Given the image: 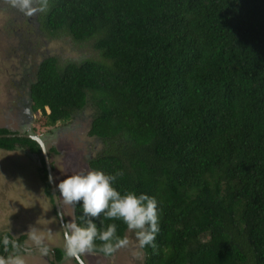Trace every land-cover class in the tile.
I'll return each instance as SVG.
<instances>
[{
    "label": "trees",
    "instance_id": "trees-1",
    "mask_svg": "<svg viewBox=\"0 0 264 264\" xmlns=\"http://www.w3.org/2000/svg\"><path fill=\"white\" fill-rule=\"evenodd\" d=\"M32 20L38 40L89 49L43 56L31 109L43 128L90 110L101 148L89 169L121 171L118 191L157 199L160 232L143 264H264V0H49ZM20 149L55 208L39 144L0 137V150ZM74 215L84 223L79 204ZM101 219L127 237L121 220Z\"/></svg>",
    "mask_w": 264,
    "mask_h": 264
},
{
    "label": "rangeland",
    "instance_id": "rangeland-1",
    "mask_svg": "<svg viewBox=\"0 0 264 264\" xmlns=\"http://www.w3.org/2000/svg\"><path fill=\"white\" fill-rule=\"evenodd\" d=\"M31 18L34 15L27 17L18 10L12 12L9 8L0 9V127H7L1 122L8 115L5 110L15 104V99L23 102L24 107L30 106L27 100L29 86L35 79L37 66L44 55L77 60L91 55L88 47L76 51L73 44H67L65 40L50 42L43 37L38 40L34 20L28 22ZM41 118L40 113L35 114L26 128L29 129L31 125V133L41 139L44 136L47 149L50 147L55 150L49 155L54 167V186L67 175L89 170L88 158L101 148L95 138L87 134L91 111L79 113L74 119L49 128L42 127ZM19 127L20 125H9L8 128L17 131ZM56 190L58 191L57 187ZM59 202L64 219L76 220L74 207L65 204L60 195ZM58 222L57 211L45 193L38 164L23 152L6 153L0 150V235L10 230L12 238L16 239L27 235L30 225H36L41 230L45 246L64 249L63 227ZM126 238L128 245L118 249L110 257L96 253L81 255L86 264H143L145 253L134 232L129 231ZM24 245L35 246L28 239ZM33 250L31 248V252ZM23 255L26 264H52L51 253L43 255L38 251ZM70 258L63 264H78L74 258Z\"/></svg>",
    "mask_w": 264,
    "mask_h": 264
},
{
    "label": "clouds",
    "instance_id": "clouds-1",
    "mask_svg": "<svg viewBox=\"0 0 264 264\" xmlns=\"http://www.w3.org/2000/svg\"><path fill=\"white\" fill-rule=\"evenodd\" d=\"M9 3L27 17L45 13L49 9V0H9ZM45 167L47 169L46 163ZM50 167L52 176L48 173L49 184L53 181L54 171L51 164ZM120 175H122L121 171L107 174L102 170L89 169L67 175L56 185L58 201L60 195L65 204L73 207L79 204L83 209V216L78 219L83 220L84 223L64 219L63 247L66 256L78 258L81 254L94 251L110 256L128 245L126 237L117 235L115 223H109L105 227L101 219L98 227L96 223L98 217L121 220L128 230L134 232L140 247H155V239L160 232L157 199L146 193L137 194L134 191L121 193L114 187ZM62 215L64 218L63 213ZM57 218L60 221L58 212ZM40 232L36 225H30L26 231L27 239L38 247L41 254L46 255L49 249L43 244ZM12 236L10 230L0 235V252L4 253L0 255V264H26L22 254L25 251L23 245ZM96 241L101 243L97 244ZM9 249L12 251L11 255H8ZM80 264L83 262L81 261Z\"/></svg>",
    "mask_w": 264,
    "mask_h": 264
},
{
    "label": "flooded vegetation",
    "instance_id": "flooded-vegetation-1",
    "mask_svg": "<svg viewBox=\"0 0 264 264\" xmlns=\"http://www.w3.org/2000/svg\"><path fill=\"white\" fill-rule=\"evenodd\" d=\"M34 80L35 79H33V81L31 82V83H33L34 82ZM31 83H30V85H31ZM29 88H30V86H29ZM24 101H25V97H24V99H23ZM28 101H29V104H30V106L29 107H24V105H23V102H20L19 100H14V102H15V104L13 105V106H15V107H9L8 108V110H5V112H6V114H8L7 115V117H5V119H4V121L3 122H1L4 126H6L7 125V127H0V129H6V130H8L11 134H15V135H18V137L21 135V137H19V138H25V139H29L27 136H32L34 133H31L32 132V128H31V125H30V128L29 129H27L28 128V125H29V123H31L32 121H33V118H34V115H35V113H33L32 112V109H31V99H30V95H29V93H28V99H27ZM16 111H19V113H16ZM9 114H10V116H9ZM16 123V124H15ZM6 124V125H5ZM9 125H11V126H13V127H15V126H17V125H20V127H19V129L17 130V131H14L13 129L11 130V129H9L8 127H9ZM27 127V128H26ZM35 132V131H34ZM8 135V134H7ZM1 136V135H0ZM32 140V139H31ZM42 142L44 143V146H45V148H46V151H47V153H48V151L51 149L50 147L47 149V141H46V139H45V137L43 136L42 137ZM40 146V145H39ZM40 148H41V146H40ZM2 151V150H1ZM18 150H16V151H14V152H6V153H16ZM41 151H42V149H41ZM3 152H5V151H3ZM19 152H23V153H25V155H28L29 157H30V159L31 160H33L34 161V163H37V164H39V162H37V160L35 159V157L33 156V154H31L30 153V151L29 150H25V149H20L19 150ZM49 153H48V157H49ZM42 156H43V154H42ZM44 162H45V159H44ZM49 162H50V164L52 165V163H51V161H50V159H49ZM39 170V169H38ZM40 174H43V173H40ZM40 177H41V175H40ZM53 182H54V179H53ZM65 220H66V218H65ZM58 223H60V225L63 227V225L61 224V222L59 221ZM63 229V228H62ZM27 240V239H26ZM25 240V241H26ZM25 241H24V244H25ZM23 244V247H24V252L22 253V254H30V253H32V254H35L36 252H38L39 250H38V248H36L37 246L35 245V246H32V247H27L26 245H24ZM48 247V249L50 248L49 246H47ZM31 248H34V250H33V252H31ZM48 253H51V255H52V257H51V261H52V264H63L64 262H66L67 260V258H70V257H68V256H66L65 255V253H64V249L63 248H50L49 249V251H48ZM56 253H61V257L59 258V261L56 259L57 258V255H56ZM93 253V252H92ZM63 255V256H62ZM93 255H95V254H93ZM80 257L82 258V260H83V262L85 263V261H84V259H83V257H82V255H80ZM72 258H74V261L76 262V263H78V264H80L78 261H77V259H76V257H72ZM72 258H70V259H72ZM48 259H50V258H48ZM75 264V263H74ZM86 264V263H85Z\"/></svg>",
    "mask_w": 264,
    "mask_h": 264
},
{
    "label": "water",
    "instance_id": "water-1",
    "mask_svg": "<svg viewBox=\"0 0 264 264\" xmlns=\"http://www.w3.org/2000/svg\"><path fill=\"white\" fill-rule=\"evenodd\" d=\"M0 137H18V135L9 134V135H3V136H0ZM19 137H21V135ZM27 137L29 139H32L33 141L37 142L41 146L42 154H43V157L45 159V163H46V166H47V169H48L49 176H52V171H51V167H50V163H49L48 154H47L46 148L44 146V143L42 142V139L39 136H36V135L27 136ZM50 184H51L54 204L56 206V210L58 212V216H59L60 222L63 225L65 221H64V218H63V215H62V212H61V208H60V205H59L58 196H57V192H56V189H55V186H54V182L52 181ZM76 259H77V261L79 263L81 261L83 262V260H82V258L80 256L78 258L76 257ZM83 264H85V263L83 262Z\"/></svg>",
    "mask_w": 264,
    "mask_h": 264
},
{
    "label": "bare ground",
    "instance_id": "bare-ground-1",
    "mask_svg": "<svg viewBox=\"0 0 264 264\" xmlns=\"http://www.w3.org/2000/svg\"><path fill=\"white\" fill-rule=\"evenodd\" d=\"M220 10V9H219ZM217 11V10H216ZM164 16V15H163ZM54 34V33H53ZM50 39V38H49ZM138 46V45H137ZM185 48V47H184ZM137 52H138V50H137ZM135 58V57H134ZM198 59V58H197ZM139 62V61H138ZM143 78V77H142ZM216 182H217V180H216ZM215 183V182H214ZM212 189V188H211Z\"/></svg>",
    "mask_w": 264,
    "mask_h": 264
}]
</instances>
